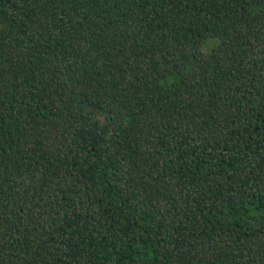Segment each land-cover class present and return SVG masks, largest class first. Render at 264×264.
<instances>
[{
    "label": "trees",
    "instance_id": "trees-1",
    "mask_svg": "<svg viewBox=\"0 0 264 264\" xmlns=\"http://www.w3.org/2000/svg\"><path fill=\"white\" fill-rule=\"evenodd\" d=\"M0 264H264V0H0Z\"/></svg>",
    "mask_w": 264,
    "mask_h": 264
},
{
    "label": "rangeland",
    "instance_id": "rangeland-1",
    "mask_svg": "<svg viewBox=\"0 0 264 264\" xmlns=\"http://www.w3.org/2000/svg\"><path fill=\"white\" fill-rule=\"evenodd\" d=\"M209 42H210V41H208V42L206 43L205 48H207V47L209 46V44H210Z\"/></svg>",
    "mask_w": 264,
    "mask_h": 264
}]
</instances>
